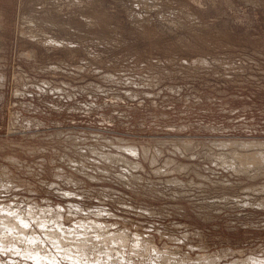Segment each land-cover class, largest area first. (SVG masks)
Masks as SVG:
<instances>
[{
  "label": "rangeland",
  "instance_id": "rangeland-1",
  "mask_svg": "<svg viewBox=\"0 0 264 264\" xmlns=\"http://www.w3.org/2000/svg\"><path fill=\"white\" fill-rule=\"evenodd\" d=\"M3 205L131 264L264 260V0H0Z\"/></svg>",
  "mask_w": 264,
  "mask_h": 264
},
{
  "label": "bare ground",
  "instance_id": "bare-ground-1",
  "mask_svg": "<svg viewBox=\"0 0 264 264\" xmlns=\"http://www.w3.org/2000/svg\"><path fill=\"white\" fill-rule=\"evenodd\" d=\"M236 152H235V154L237 155ZM233 154H234V152H233ZM228 156H230V155L228 154ZM221 157H222V155H221ZM221 157H220V159H221ZM233 157H235V155ZM224 158L226 159V157H224ZM238 158H240L238 161H240L241 167L243 169V171H241V172H246L247 173V170H250L253 167V164H255V162H257V158L253 154H246V153L245 154H241L240 153V156H238ZM223 160L224 159L222 158V161ZM173 168H175V167H173ZM239 172H240V170H239ZM257 174H258V172H257ZM225 191H227V190H225ZM9 207H11V206L3 205L2 209L0 210V248H1L2 252H6L7 253V248L8 247H12L15 251L10 252V253H12L14 255H19V256L25 257V258H27V260H29V262L33 261L36 264H45L46 262H52V263L58 262L59 261V259H58L59 256H61L65 260L70 261L71 264H131V260H130L131 257L129 256V253L127 251H125L126 250L125 247L124 248L121 247V244H124V246H125V242H126L125 238L122 237V236H116V235H113V234H109L107 232V229L104 228L105 227L104 224L100 223L99 221H95L94 222V223H96V225L98 224L99 226H95V225L87 226L84 223L81 224L80 228L84 232L81 233V231H78V236H84V237L81 238L82 242H79V243H76V244L75 243H73V244L71 243L70 244V243H67L65 241L62 242L60 240V238H61L60 237V235H61L60 233L58 235H57V233H53V234L52 233H46L45 234V238L54 246V248H57L58 255H54L52 253L50 254L49 252L45 251L44 250L45 246L43 248V245L46 243L47 240L46 239L45 240L44 239L41 240L39 235L32 233L31 228L24 229L23 231H16L15 230V225H19L20 228L23 229V225L26 224V223H31L32 220H34L35 223L37 221H40L41 224H42V227L46 228L47 225H46L45 220L43 219L44 217L37 218L38 214H36L34 212H31V213L29 212L28 214L25 215L24 212L21 209H17L16 208L17 211H14V210H12L13 208H9ZM195 211H197V210H195ZM10 221H11V223H10ZM60 222L56 221V223L58 224V227H60V226L62 227L60 229H61V233L63 234V232L65 230H69L70 227H68L69 229H65L63 227V225H65V224H63V222H61V223ZM51 227H53V226H51ZM88 227L92 228V229L96 228L95 229V235H91V234L85 233V229L88 228ZM72 232L76 233L75 231H71V232L68 231L67 235L72 234ZM9 233H14L11 236V239H15L17 241H23V244L17 243V244H14V245H8L6 242L10 238L9 235H8ZM57 236H59V237H57ZM136 242H137L138 245L140 244L139 241H136ZM106 249H109V250H106ZM137 249H140V248L138 247L135 250H137ZM114 252H117V254H115ZM89 253H95V257L93 259L85 257V255H87ZM132 253H135V252H132ZM150 256H152V254ZM167 258H169V256H167ZM204 258L205 257L203 256V258H201V259H204ZM153 263L156 264L157 261H154ZM214 263H216V260L213 261L212 259H207V260H201L199 263L196 262V263H191V264H214ZM253 263L254 264H264V260H254V261L252 260V264ZM0 264H5V263H3L2 260H0ZM25 264H30V263L26 262ZM228 264H237V263L233 262V263H228Z\"/></svg>",
  "mask_w": 264,
  "mask_h": 264
},
{
  "label": "clouds",
  "instance_id": "clouds-1",
  "mask_svg": "<svg viewBox=\"0 0 264 264\" xmlns=\"http://www.w3.org/2000/svg\"><path fill=\"white\" fill-rule=\"evenodd\" d=\"M59 186H57L58 188ZM11 223V221H10ZM42 227V224L40 221H37L35 224H32V223H26L23 225V229L20 228L19 225H15V230L16 231H23L24 229H28V228H31L32 229V233L33 234H38V235H43L42 232H38V229H40ZM14 233H9V240L6 242L8 245H14V244H17V243H20V244H23V241H17L15 239H11V236L13 235ZM58 235V233H57ZM15 251L12 247H8L7 248V252H13ZM5 264H7V262H5ZM19 264H23V261H20Z\"/></svg>",
  "mask_w": 264,
  "mask_h": 264
}]
</instances>
